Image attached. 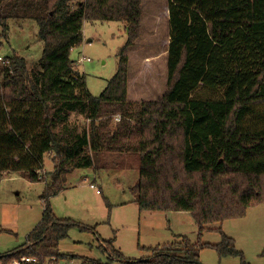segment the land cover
Segmentation results:
<instances>
[{
    "label": "trees",
    "instance_id": "16d2710c",
    "mask_svg": "<svg viewBox=\"0 0 264 264\" xmlns=\"http://www.w3.org/2000/svg\"><path fill=\"white\" fill-rule=\"evenodd\" d=\"M143 1L0 0V38H8L10 21L32 19L44 42L35 64L17 54L0 64V180L22 172L40 181L46 156L53 161L42 218L21 246L0 254L2 264L69 256L59 248L70 229L94 227L58 218L49 198L64 189L69 172L123 152L137 156L131 193L140 212H189L199 236L147 247V260L112 250L120 264H202L206 248L244 263L222 227L212 229L219 243L203 242L202 234L208 224L244 218L264 204V0H168L166 90L136 103L128 99L129 56L141 37ZM96 20L123 22L127 33L118 69L97 96L71 56L85 21ZM202 88L215 96H200Z\"/></svg>",
    "mask_w": 264,
    "mask_h": 264
},
{
    "label": "rangeland",
    "instance_id": "374dc122",
    "mask_svg": "<svg viewBox=\"0 0 264 264\" xmlns=\"http://www.w3.org/2000/svg\"><path fill=\"white\" fill-rule=\"evenodd\" d=\"M142 3V33L129 56L128 99L136 103L155 100L166 90L170 42L168 0ZM9 25L8 38H0V54L6 57L17 54L30 66L35 64L44 49L37 22L27 19L10 21ZM83 33L82 44L72 50L71 56L76 62L86 58L76 68L85 74L90 92L97 96L118 69V52L127 41V33L123 22L100 20L85 21ZM198 93L215 96L204 88ZM116 115L120 118L121 114ZM115 117L113 124L117 121ZM78 121L82 123L84 119L79 117ZM51 157L52 154L46 156L44 180L31 181L22 172L4 174L0 180V254L21 246L41 220L46 182L53 171ZM138 179L137 156L127 152L103 153L95 167L69 172L64 189L49 198L51 209L58 218L72 219L94 230L73 226L59 248L69 256L48 257L43 264H91L92 261L120 264L112 250L119 251L125 259L147 260L151 256L147 247L172 242L178 234L188 236L195 243L199 230L189 212H140L131 193ZM91 183L96 188H91ZM205 227L203 242H221L222 235L212 229L222 227L243 252L244 263L240 257H221L214 249L206 248L200 252L202 264H264V204L250 208L244 218ZM109 243L113 247L107 249Z\"/></svg>",
    "mask_w": 264,
    "mask_h": 264
},
{
    "label": "built area",
    "instance_id": "2783aa9c",
    "mask_svg": "<svg viewBox=\"0 0 264 264\" xmlns=\"http://www.w3.org/2000/svg\"><path fill=\"white\" fill-rule=\"evenodd\" d=\"M86 58L85 57H81L78 61L77 64H81L82 62H84ZM9 62L8 58L2 54H0V64H7ZM115 119L117 121L120 120L119 117H115ZM40 180H44V173H42V175H40ZM91 188H96L95 184L91 183L90 184ZM98 193H100L99 190H97ZM39 263L38 259L35 257H31V256H22L20 259H16L14 261H12L10 264H37Z\"/></svg>",
    "mask_w": 264,
    "mask_h": 264
}]
</instances>
